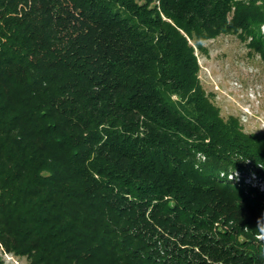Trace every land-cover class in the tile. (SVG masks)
<instances>
[{
	"label": "trees",
	"instance_id": "trees-1",
	"mask_svg": "<svg viewBox=\"0 0 264 264\" xmlns=\"http://www.w3.org/2000/svg\"><path fill=\"white\" fill-rule=\"evenodd\" d=\"M221 34L264 63V0H0L3 250L264 264V131L224 119L198 78Z\"/></svg>",
	"mask_w": 264,
	"mask_h": 264
},
{
	"label": "rangeland",
	"instance_id": "rangeland-1",
	"mask_svg": "<svg viewBox=\"0 0 264 264\" xmlns=\"http://www.w3.org/2000/svg\"><path fill=\"white\" fill-rule=\"evenodd\" d=\"M246 44L236 35L221 34L205 42L206 53L195 50V55L202 88L220 115L238 118L243 131L251 133L264 131V63ZM258 187L264 193V183ZM258 239L264 242L262 236ZM0 263L28 264V260L0 246Z\"/></svg>",
	"mask_w": 264,
	"mask_h": 264
},
{
	"label": "built area",
	"instance_id": "built-area-1",
	"mask_svg": "<svg viewBox=\"0 0 264 264\" xmlns=\"http://www.w3.org/2000/svg\"><path fill=\"white\" fill-rule=\"evenodd\" d=\"M233 176L231 175V176H229V178H232ZM246 182H249V180H246ZM252 185H254V182L253 183H251Z\"/></svg>",
	"mask_w": 264,
	"mask_h": 264
}]
</instances>
